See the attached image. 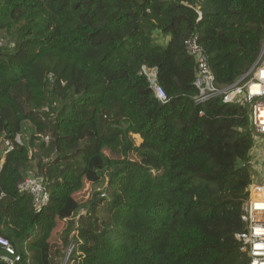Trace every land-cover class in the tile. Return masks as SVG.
<instances>
[{
    "label": "trees",
    "instance_id": "obj_1",
    "mask_svg": "<svg viewBox=\"0 0 264 264\" xmlns=\"http://www.w3.org/2000/svg\"><path fill=\"white\" fill-rule=\"evenodd\" d=\"M2 32L13 264H60L67 248L65 264H248L234 239L252 181L248 108L194 102L184 41L197 36L216 85H232L261 51L264 0H0ZM29 176L49 195L39 211L17 189ZM87 184L101 192L80 204Z\"/></svg>",
    "mask_w": 264,
    "mask_h": 264
},
{
    "label": "built area",
    "instance_id": "obj_2",
    "mask_svg": "<svg viewBox=\"0 0 264 264\" xmlns=\"http://www.w3.org/2000/svg\"><path fill=\"white\" fill-rule=\"evenodd\" d=\"M184 46L196 65L193 82V86L197 90V95L194 98L196 104L202 105L213 98L221 97L224 104L248 108L249 122L254 132L253 146L249 156L251 160L254 155L258 156L260 181L251 179L247 188L248 198L244 202L240 217L245 228L236 233L234 239L239 244L240 253L247 256L248 264H264V196H258L264 190V36L261 51L249 71L225 88H219L216 85L207 56L200 48L197 36L187 38L184 41ZM145 74L149 78L156 98L163 101L165 97L162 91L154 84L155 73L146 72ZM62 85L64 84L62 83ZM202 114L203 112H199V115ZM44 140L45 143L48 142L47 137ZM14 143L22 145L18 135L15 137ZM1 147V156L3 157L12 149V144L2 138ZM17 189L19 193L30 196L31 205L35 211L41 210L48 203L49 195L40 178L29 176L18 184ZM2 197L3 194L0 193V199ZM0 248L6 253L1 259L7 264H13L11 257L15 256V250L1 235Z\"/></svg>",
    "mask_w": 264,
    "mask_h": 264
},
{
    "label": "rangeland",
    "instance_id": "obj_3",
    "mask_svg": "<svg viewBox=\"0 0 264 264\" xmlns=\"http://www.w3.org/2000/svg\"><path fill=\"white\" fill-rule=\"evenodd\" d=\"M12 46H13V42L10 39V37L6 36L3 32L0 33V47L1 48H7L9 50ZM1 137H2V133L0 134V138ZM130 139L132 140V142H133V144L135 146L138 145L139 139L136 136H131ZM21 142L22 143H24V142L27 143V138L25 140H23L21 138ZM129 158L130 159H135V158H137V155L135 153H133V152H130L129 153ZM257 162H258V156L254 155V157H253V159L251 161L250 167H251V170H252V178L255 181H260V178H259V165H258ZM94 192H101V188L93 189V186H91L90 184H87L86 187L84 188V190L78 195L77 200H79L80 204H85V202L91 198V195ZM258 196H264V190L261 192V195L259 194ZM79 214L83 215L84 214V209H81L79 211ZM75 219H77V217ZM61 228H62V224H60V227H59L58 230H60ZM69 253H70L69 249L68 248L65 249L64 256L59 261L60 264H65Z\"/></svg>",
    "mask_w": 264,
    "mask_h": 264
},
{
    "label": "water",
    "instance_id": "obj_4",
    "mask_svg": "<svg viewBox=\"0 0 264 264\" xmlns=\"http://www.w3.org/2000/svg\"><path fill=\"white\" fill-rule=\"evenodd\" d=\"M1 153H2V147L0 146V162H1V158H2ZM241 165H244V164H241Z\"/></svg>",
    "mask_w": 264,
    "mask_h": 264
},
{
    "label": "crops",
    "instance_id": "obj_5",
    "mask_svg": "<svg viewBox=\"0 0 264 264\" xmlns=\"http://www.w3.org/2000/svg\"><path fill=\"white\" fill-rule=\"evenodd\" d=\"M1 141H2V138H0V146H1Z\"/></svg>",
    "mask_w": 264,
    "mask_h": 264
}]
</instances>
